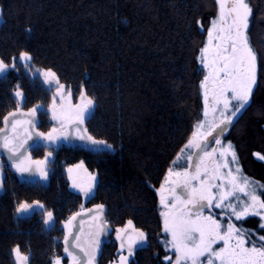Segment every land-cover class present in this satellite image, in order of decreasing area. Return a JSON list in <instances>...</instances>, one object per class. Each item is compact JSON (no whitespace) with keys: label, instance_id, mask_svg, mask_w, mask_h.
<instances>
[{"label":"trees","instance_id":"obj_1","mask_svg":"<svg viewBox=\"0 0 264 264\" xmlns=\"http://www.w3.org/2000/svg\"><path fill=\"white\" fill-rule=\"evenodd\" d=\"M251 3L256 20L250 42L262 57L258 83L250 106L234 120L224 141L235 145L243 173L264 184V161L253 155L264 154V0ZM0 8V57L6 63L21 51L33 57L28 68L18 62L0 75V127L17 108L13 93L20 85L25 98L20 108L43 105L39 128L47 130L54 94L34 69L51 68L75 97L84 91L96 102L86 127L94 138L113 145L102 152L70 144L32 149L34 158L53 152L47 180L23 181L5 168L0 264H16L11 250L17 245L22 254H30L29 264H51L57 256L70 264L64 241L55 238L72 230L71 224L66 227L70 217L98 203L106 206L112 227L99 264L118 258L115 229L129 220L148 236L147 246L129 264H169L158 190L202 117L205 69L198 57L217 14L214 0H0ZM77 162L97 176L87 202L71 188L68 168ZM20 203L33 208L18 214ZM47 211L54 215L50 225L43 223ZM259 221L250 216L235 224L264 232Z\"/></svg>","mask_w":264,"mask_h":264},{"label":"snow or ice","instance_id":"obj_2","mask_svg":"<svg viewBox=\"0 0 264 264\" xmlns=\"http://www.w3.org/2000/svg\"><path fill=\"white\" fill-rule=\"evenodd\" d=\"M214 3L217 5V14L210 21L207 41L199 49L198 57L200 64L207 70L200 82L205 119L197 122L195 128L198 131L192 133L194 139L185 144L173 162L175 165L183 159L186 166L182 171H173L170 167L158 190L160 205L164 209L160 213L163 218V232L171 236L164 243L175 255L174 262L169 256L164 259L169 264H264V235L253 240L254 233L251 230L237 227L232 222L233 217L236 221H241L256 216L261 218L259 227L264 229V184L243 174L235 145L231 141L225 143L222 140L234 119H238L250 106L254 87L258 83V62L262 57L250 42L251 25L256 17L251 0H214ZM32 60L33 57L28 51H21L7 63L0 57V75L7 73L10 68H17L18 62L28 68ZM36 71L43 76L46 85L56 87V95L63 99L65 85L60 83L57 73L51 68ZM13 95L17 109L3 117L4 128H0V148L6 150L7 160L11 162L7 166L15 168L18 173L38 174L43 180H47L53 152H47L42 160H32L27 153L29 149L38 150L41 147H52L55 150L59 140L69 139V133L64 130L65 117L57 116L53 105V119L59 120L62 126L59 134H56L55 128L48 133L32 131L37 124L36 113L44 106L38 104L26 113H21L20 104L25 98L20 91V85H17ZM55 98L54 96V101ZM80 99L82 103L75 106V117L70 120L76 129V138L85 141L86 146L96 152L113 150V145L106 140L96 139L87 134L86 128L81 129L80 126L94 107V101L84 91H81ZM209 111H219L221 119L208 123ZM18 115L27 116L29 119L17 120ZM205 124H208L207 130L200 131L205 128ZM28 141L32 143L29 144ZM193 148L197 151H188ZM253 155L257 160L264 161V154L256 152ZM5 168L6 164L0 161V189L4 187L6 179ZM90 177L91 182L86 188L81 187L75 180L72 184L86 198L92 197L98 183L94 175L90 174ZM35 206L44 208L39 202H35ZM32 208L31 204L20 203L16 212L25 213ZM104 208L100 204L88 211L102 216ZM217 209L220 211L216 212ZM206 211L207 215L204 214ZM81 215L78 212L70 217L66 227ZM225 218L227 224L222 223ZM53 222V212L47 211L43 223L50 225ZM110 231L107 222L100 220L98 230L89 233L91 243L88 248L79 242V235L70 241L69 236L72 233L69 231L64 237V252L71 258V264H97V257H102L103 254V241L100 237H106ZM115 231L120 248L118 260L111 264H129V258L134 256L135 250L148 243V236L144 231L135 229L131 220ZM218 244L222 246L214 247ZM73 249H79V252ZM125 250L127 254H124ZM11 251L16 264H27L30 254H22L19 245ZM51 264H61V257H55Z\"/></svg>","mask_w":264,"mask_h":264},{"label":"water","instance_id":"obj_3","mask_svg":"<svg viewBox=\"0 0 264 264\" xmlns=\"http://www.w3.org/2000/svg\"><path fill=\"white\" fill-rule=\"evenodd\" d=\"M2 15V10L0 8V16ZM88 97V96H87ZM90 98V97H89ZM79 100L80 102L82 103L80 97H79ZM94 101V100H93ZM31 109V108H30ZM96 109V102L94 101V107L91 111V113ZM29 109H22L20 108V112L21 113H26ZM12 111H16V109H13V110H10L9 112H12ZM8 112V113H9ZM7 113V114H8ZM6 114V115H7ZM5 115V116H6ZM17 120H20V121H24V120H27L29 119V117L27 116H24V115H18L16 117ZM35 120L37 121V124H36V128L35 129H32V131H38V132H42L41 130L38 129V126H39V123H40V117H39V113L37 111L36 113V116H35ZM81 129L83 128H86V124L84 122L83 125L80 126ZM1 128H4V123L2 124V127ZM21 133L23 132V128L21 127L20 129ZM67 132L69 133V139H67L66 141L70 144H77V145H81V146H86V143L85 141H81L79 139L76 138V129L73 127L72 123L69 122L67 124ZM87 134H90L88 129H87ZM9 135H11V131L9 130ZM91 135V134H90ZM29 144L32 143V141H28ZM88 147V146H87ZM31 149H29V152H30ZM29 152L27 153V155L30 156ZM34 160V159H32ZM0 161H3L5 162L6 164H9L10 165V161L7 160V154H6V150L0 148ZM83 171H87L85 168H84V165H79L78 166V170H77V174H78V178L75 180V182L78 184V181L80 180L79 178V175L81 172ZM18 176L20 179H22L23 181H27V182H33V181H36L38 178H39V175L36 174V175H32L30 173H18ZM79 190V188H78ZM80 191V190H79ZM5 192V185L2 189H0V195L3 194ZM80 193L83 195L84 199L85 200H89L90 198H86L83 194V192L80 191ZM102 203H98V204H95V205H92L90 207H88L87 209L79 212V213H82L81 216H78L76 218V220L72 221L71 225H72V230H71V233L72 235L69 236V240L71 241L72 238L76 235H79L80 236V243L85 247V248H88L90 243H91V240L89 238V233H93V232H96L98 230V227L100 225V220H104L107 222V227L112 231V227H111V224L110 222L107 220V208L105 206L104 208V212L102 214V216L96 212H89L88 210L90 209H95V207L97 205H100ZM78 213V212H77ZM75 215V214H74ZM99 216V219H97V217ZM81 221H83V223H81ZM133 227L135 229H138V230H141L139 228H137L136 226L133 225ZM111 231L109 232V234L105 237L104 235H101L100 239L103 241L102 245H101V248L103 249V245L104 243L108 240L110 234H111ZM129 231H131V229H129ZM143 231V230H141ZM146 233V232H145ZM119 244H120V241L118 240ZM65 246V245H64ZM147 244L145 246H143L142 248L146 247ZM142 248H137L135 250V252L139 249H142ZM74 251L76 252H79V249H73ZM126 252V250H125ZM99 259H100V256L97 257V264H99ZM27 264H29V261L27 262Z\"/></svg>","mask_w":264,"mask_h":264},{"label":"flooded vegetation","instance_id":"obj_4","mask_svg":"<svg viewBox=\"0 0 264 264\" xmlns=\"http://www.w3.org/2000/svg\"><path fill=\"white\" fill-rule=\"evenodd\" d=\"M48 86V88L49 89H51V90H53V94H54V96L56 97L55 98V101L54 100H52V102L49 104V107L47 108V111L49 112V126L47 127V130L46 131H43V130H41L40 128H39V126H38V129L39 130H41L42 132H44V133H48V132H50L53 128H55V129H57V135L59 134V132L61 131V123H60V121L59 120H57V119H53V105H55V112H56V115L57 116H63V117H65V119H64V130L67 132V124L70 122V120L72 119V118H74L75 117V114H76V112H75V106L76 105H78V104H81V102H80V100H79V97H80V95L79 96H77V97H75L74 96V94L71 92V95H69V91L66 89V87H65V89L63 90V92H62V95H63V99H61V97L60 96H57L56 95V92H57V89H56V87L55 86H49V85H47ZM17 109V108H16ZM22 109H24V108H22ZM13 110V109H12ZM41 110V109H40ZM40 110H38V113H39V111ZM92 115V113H90L89 115H88V117L86 118V120H85V124H86V121H87V119L90 117ZM39 117H40V115H39ZM3 124V123H2ZM40 124V123H39ZM2 127V126H1ZM0 127V128H1ZM64 144H70V143H68L66 140H59L58 141V143H57V146L55 147V150H58L62 145H64ZM70 145H77V144H70ZM48 148H52V147H48ZM32 150V149H31ZM31 150H30V152H29V154H30V157H31V159H34V160H42L43 158H44V156L46 155V153L47 152H49L50 150H48V151H46L45 153H44V155L42 156V157H39V158H34V157H32V155H31ZM5 163V162H4ZM79 162H77L76 164H78ZM6 164V163H5ZM7 165H9V164H6V168H8V169H11L12 171H14V172H16L17 173V175H18V172L15 170V168H12V167H10V166H7ZM79 165H84V168L87 170L86 172L85 171H83V172H81L80 173V175H79V178H80V180L78 181V184L81 186V187H87L88 186V184L91 182V177H90V174L91 175H94L96 178H97V176H96V174H95V172L94 171H92L91 169H89L88 167H87V165L84 163V162H81ZM79 165H77V169H76V174H75V177H74V180H76L77 178H78V174H77V170H78V166ZM74 166V165H73ZM73 166H71V167H73ZM50 167V166H49ZM70 167V168H71ZM51 168V167H50ZM69 169V168H68ZM70 175V174H69ZM19 177V176H18ZM38 179H42L40 176H39V178ZM37 179V180H38ZM36 180V181H37ZM70 182H71V179H70ZM97 185V184H96ZM71 188L73 189V191L74 192H76V193H79L82 197H83V195L80 193V191L78 190V188H74L73 186H72V183H71ZM96 188V187H95ZM94 191H95V189H94ZM92 198V197H91ZM90 198V199H91ZM89 199V200H90ZM83 200H84V202H87V201H89V200H85L84 199V197H83ZM92 205H95V204H92ZM92 205H90V206H92ZM90 206H88V207H90ZM88 207H84L81 211H83V210H85V209H87ZM31 211V209L29 210V212ZM81 211H79V212H81ZM26 213V212H25Z\"/></svg>","mask_w":264,"mask_h":264},{"label":"rangeland","instance_id":"obj_5","mask_svg":"<svg viewBox=\"0 0 264 264\" xmlns=\"http://www.w3.org/2000/svg\"><path fill=\"white\" fill-rule=\"evenodd\" d=\"M31 63V62H30ZM39 68H35L34 70H35V73H38L36 70H38ZM39 74V73H38ZM207 74V70L205 69V75ZM42 76V75H41ZM43 77V76H42ZM44 79V78H43ZM54 97V96H53ZM53 97H52V100H53ZM52 102V101H51ZM203 109H204V102H203ZM230 114V113H229ZM203 119H205L204 118V116H203V113H202V117H201V119L199 120V121H201V120H203ZM219 119H221V117H220V114H219V111H217L216 113H212L211 111H209V114H208V117H207V121H208V123H211L213 120H215L216 122H218L219 121ZM235 120V119H234ZM197 124V123H196ZM207 127H208V124H205V128L204 129H201L200 131H206L207 130ZM230 128V127H229ZM194 131H198L195 127H194V129H193V132ZM192 132V133H193ZM190 139H194L193 138V136H192V134H191V136H190V138L188 139V141L190 140ZM209 139H211V138H209ZM222 140L224 141V137H222ZM187 141V142H188ZM186 142V143H187ZM225 143H227L228 141H224ZM213 146H215L214 144H213ZM210 150V149H209ZM189 152H192V151H197L196 149H189L188 150ZM81 162H79L78 164H75L73 167H69V169H71V172H69V169H68V173L70 174L69 175V177H70V179H71V183L73 184V180H74V177H75V174H76V169H77V165H79ZM184 166H186V162L183 160V159H181V160H179V161H177V163H176V165L173 167V171H182L183 170V167ZM244 174V173H243ZM244 175H246V174H244ZM247 176V175H246ZM250 178V177H249ZM252 179V178H251ZM165 195H167V192H165L164 193ZM159 198H160V192H159ZM160 207H161V211H163L164 209L162 208V206L160 205ZM216 212H219L220 210H215ZM205 215H207L208 214V212L206 211L205 213H204ZM259 218V225L262 223V221H261V218L260 217H258ZM217 219H220V217L219 216H217ZM236 220H235V218L233 217L232 218V222L235 224L236 222H235ZM227 218H225L223 221H222V223H224V224H227ZM253 233H254V238H253V240H255L256 238H257V236H259V235H264V232H259V231H253V230H251ZM68 235V234H67ZM170 240L171 239V236H170V234H167L166 233V235H165V237L163 238V240L165 241V240ZM55 240L56 241H64V238H62V237H56L55 238ZM166 245V244H165ZM220 246H222V244H218V245H215L214 247H220ZM167 248L169 249V257H171V260L174 262L175 261V255H174V252L170 249V247H168L167 246ZM203 259V258H202ZM118 260V258L115 260V261H117ZM70 264H71V258H70V262H69ZM61 264H63V262H62V258H61ZM217 264H218V262H217Z\"/></svg>","mask_w":264,"mask_h":264},{"label":"bare ground","instance_id":"obj_6","mask_svg":"<svg viewBox=\"0 0 264 264\" xmlns=\"http://www.w3.org/2000/svg\"><path fill=\"white\" fill-rule=\"evenodd\" d=\"M95 111V110H94ZM94 111L92 112V114L94 113Z\"/></svg>","mask_w":264,"mask_h":264}]
</instances>
